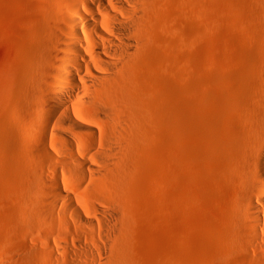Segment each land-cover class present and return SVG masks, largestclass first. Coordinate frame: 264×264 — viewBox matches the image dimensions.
I'll return each instance as SVG.
<instances>
[{"label":"rangeland","instance_id":"374dc122","mask_svg":"<svg viewBox=\"0 0 264 264\" xmlns=\"http://www.w3.org/2000/svg\"><path fill=\"white\" fill-rule=\"evenodd\" d=\"M64 1L0 0V264L89 263L65 249L92 243L47 189L52 175L74 205L118 209L119 264H260L245 254L238 204L251 192L240 176L257 158L253 125L264 133V0L150 4L144 46L127 70L126 102H117L138 133L126 176L105 195L83 192L63 162L68 134L47 122L40 100L47 30ZM87 118L106 131L103 116ZM38 135L51 157L35 149ZM52 201L66 211L50 209ZM88 212L98 236L102 214Z\"/></svg>","mask_w":264,"mask_h":264},{"label":"bare ground","instance_id":"6f19581e","mask_svg":"<svg viewBox=\"0 0 264 264\" xmlns=\"http://www.w3.org/2000/svg\"><path fill=\"white\" fill-rule=\"evenodd\" d=\"M153 1L65 0L56 8L58 17L51 19L52 28L47 30L50 59L49 67L41 73L40 100L47 122L68 134L61 138L63 162L75 170L85 194L105 195L121 184L129 170L128 157L138 129L127 120L117 102H126L123 88L127 70L144 46L142 29ZM90 112L103 116L107 128L104 133L94 129L93 120L87 118ZM258 125L252 126L260 135L254 147L257 158L250 161L248 171L240 176L241 184L251 192L240 195L238 209L247 234L245 254L254 261L259 258L257 262L264 264V169L260 161L264 157V133L262 136ZM18 132H27L21 122ZM34 147L45 158L52 156L44 136L35 137ZM35 173L39 179L45 178L40 168ZM47 189L56 200L67 204L71 224H80L92 243V248L80 242L75 250L65 249L86 259L89 263L85 264H119L117 233L122 224L118 209L86 210L74 205L72 195L61 186L56 175L50 177ZM49 205L57 213L66 211L59 202L52 201ZM91 209L103 217L98 236L95 221L88 215ZM65 221L63 224H67Z\"/></svg>","mask_w":264,"mask_h":264}]
</instances>
